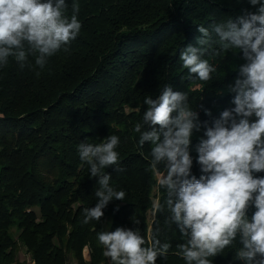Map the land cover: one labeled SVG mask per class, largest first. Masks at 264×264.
I'll return each mask as SVG.
<instances>
[{"label":"trees","instance_id":"16d2710c","mask_svg":"<svg viewBox=\"0 0 264 264\" xmlns=\"http://www.w3.org/2000/svg\"><path fill=\"white\" fill-rule=\"evenodd\" d=\"M73 3L80 6L82 27L68 52L50 57L43 69L32 55L24 68L14 57L0 66V264H23L21 253L32 264H111L97 233L117 228L138 229L145 246L153 236L169 243L167 257H158L156 264H186L176 254L185 242L178 225L167 223L166 206L156 209L166 190L150 168L152 145L141 146L134 128L143 123L145 96L158 98L166 87L187 93L201 124L191 137L189 178L205 175L196 150L206 138L205 122L212 126L234 107L229 86L246 61L240 50L209 51L202 58L217 70L201 81L183 67L180 52L199 46L198 26L254 9L248 0H66L69 19ZM111 135L120 140L119 163L105 173L126 193L125 200L110 201L99 222L84 224V209L95 206L100 186L78 146ZM255 211L254 205L249 208V220ZM239 247L237 240L209 257L211 264H244L236 256Z\"/></svg>","mask_w":264,"mask_h":264},{"label":"clouds","instance_id":"9594fccd","mask_svg":"<svg viewBox=\"0 0 264 264\" xmlns=\"http://www.w3.org/2000/svg\"><path fill=\"white\" fill-rule=\"evenodd\" d=\"M248 3L254 11L242 9L235 19L198 26L199 46L188 45L180 52L183 67L201 81L210 80L217 70L202 58L209 51L218 55L240 50L246 61L229 86L235 94L234 107L225 109L212 126L205 122L206 138L196 148L205 175L189 178L193 164L189 146L193 131H199L201 124L187 93L166 87L158 98L145 96L143 123L134 128L141 146L145 142L152 145L150 168L166 190L164 204H157L156 209L162 211L166 206L167 223L178 225L185 242L177 245L176 254L186 264H211L209 257L237 240L236 256L244 264H264V176L254 175L264 172V0ZM66 7V0H0V66L14 57L24 68L32 55L35 65L43 69L50 57L61 50L68 52L82 24L79 4L73 3L70 19ZM145 125L151 130H145ZM119 142L117 135H111L100 143L78 146L81 161L89 166L92 177H99L100 186L95 191V206L84 209V224L99 222L110 201L125 200L126 193L117 191L110 184L111 175L105 173L107 167L119 163L115 150ZM253 205L256 211L249 220L247 213ZM97 239L111 264H156L158 257H167L171 247L155 236L145 246L138 229L102 230Z\"/></svg>","mask_w":264,"mask_h":264},{"label":"rangeland","instance_id":"374dc122","mask_svg":"<svg viewBox=\"0 0 264 264\" xmlns=\"http://www.w3.org/2000/svg\"><path fill=\"white\" fill-rule=\"evenodd\" d=\"M166 175V174H165ZM160 179V177L158 176V180ZM84 256H85V259L87 261H90V251H86L84 253ZM20 261L23 263V264H32L29 257L27 255H25L24 253H21L20 255Z\"/></svg>","mask_w":264,"mask_h":264},{"label":"built area","instance_id":"2783aa9c","mask_svg":"<svg viewBox=\"0 0 264 264\" xmlns=\"http://www.w3.org/2000/svg\"><path fill=\"white\" fill-rule=\"evenodd\" d=\"M86 251H89V250H88V248H87V249H85L84 253H85Z\"/></svg>","mask_w":264,"mask_h":264}]
</instances>
